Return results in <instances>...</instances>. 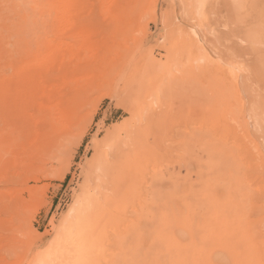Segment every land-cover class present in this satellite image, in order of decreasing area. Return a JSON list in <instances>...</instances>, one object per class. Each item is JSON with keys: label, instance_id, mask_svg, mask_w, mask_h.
I'll return each instance as SVG.
<instances>
[{"label": "rangeland", "instance_id": "obj_1", "mask_svg": "<svg viewBox=\"0 0 264 264\" xmlns=\"http://www.w3.org/2000/svg\"><path fill=\"white\" fill-rule=\"evenodd\" d=\"M67 2L0 29V87L56 54L0 99V264H264V0Z\"/></svg>", "mask_w": 264, "mask_h": 264}, {"label": "bare ground", "instance_id": "obj_2", "mask_svg": "<svg viewBox=\"0 0 264 264\" xmlns=\"http://www.w3.org/2000/svg\"><path fill=\"white\" fill-rule=\"evenodd\" d=\"M139 2H140V0H130V3H129L130 6L129 7L132 6V9L134 10L138 6ZM198 2L200 3L199 4L200 5L199 10L200 9L202 10V7L204 6V0H198ZM129 7L126 8V6L125 7L119 6L117 9L115 8L116 11L115 10L114 11L116 13L117 10H118L119 13L125 15V13L126 14L130 13V12H127ZM201 12L202 11H199L198 14L201 15ZM72 14H73V11L69 7V4H68L67 0H0V29L4 25V20H7V19L8 20L9 19L13 20L14 18L15 19H17V18H22V19L23 18H26V19L27 18H36V19H40L41 18V19H43L44 18V20H46L45 22H47L48 20L45 19V18L53 16V18L55 17V19H58L60 21V23H59L60 25H64L66 20L71 18ZM128 16H129V14H128ZM122 19L124 21V18H122ZM122 19H121L120 22H122ZM43 24H44V22H43ZM193 33H195V35H196L197 34L196 30H194ZM55 40H56L55 41L56 44L54 43L53 40H51V42L49 41V43L42 45L43 47H41V48L48 49V48H51V47H58L59 45H61V44L66 42V38H64V37H58ZM38 48H40V47H38ZM40 52H41V50L39 51V53ZM42 55L43 54L41 52V59H40V57L39 58L38 57L37 58H33L32 55H31V57L27 56L24 59L23 64L20 66V68H18L15 71V73L7 74V75L4 76V78H3L2 82H1V87H0V99L4 103L3 104V109H4V111H6L5 112V117L6 118L9 117V116L7 117V115H9L7 113L8 111L10 112L11 115L14 113V112L11 113V110H12L13 107H12V105H9L8 100L10 98L14 99V97L21 96V92H22L21 89H23L25 87L28 88L29 90L26 91V93H27L26 96H30L31 99H33V100L43 98L45 95H47V91L45 90V88H44V86L42 84V82H43L42 80L44 78V74H42V73H44L43 72L44 69H49V68H51L52 66H54L56 64L55 63L56 62V54H54L53 52H49L48 51V54L47 55L44 54V56H43V57H45V55H46L45 58H43ZM14 80L17 82V84H20L23 87V88L22 87L20 88V86L18 85V87H19L18 89L21 90V92H18V89L16 91V89L14 87V84H13ZM26 93H24V94H26ZM22 96H23V93H22ZM34 103L35 102L32 101V100L30 101V106H29L30 109L31 108L33 109L34 107H36V105ZM24 106L26 107V105H24ZM10 107H11V110H10ZM51 107H52V105H51ZM44 110H47V109H44ZM54 110L51 109V111H54ZM2 115L3 114H1L0 116H2ZM23 119H24V115H21L20 120L23 121ZM21 121H18L19 123L16 122V121L15 122L11 121L9 124H7V122H5L6 126H7V128H6L7 131H9L10 133H13V130L21 131V128H23V125H22L23 123H20ZM56 124H57V122H56ZM13 139H14L13 136H10V138L8 139L7 136L4 134L2 137L0 136V145H9L10 141L14 142ZM0 153H2V151ZM0 156H1V154H0ZM230 159H231V157H230ZM229 161H231V160H229ZM235 176H236V174H235ZM238 176H239V174H238ZM237 189H239V188H237ZM248 189L249 188H247V190ZM243 205H242V208H243Z\"/></svg>", "mask_w": 264, "mask_h": 264}]
</instances>
